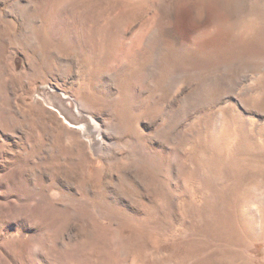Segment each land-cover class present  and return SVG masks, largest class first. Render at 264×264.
Here are the masks:
<instances>
[{
  "label": "rangeland",
  "instance_id": "374dc122",
  "mask_svg": "<svg viewBox=\"0 0 264 264\" xmlns=\"http://www.w3.org/2000/svg\"><path fill=\"white\" fill-rule=\"evenodd\" d=\"M226 127L262 163L264 0H0V264H264Z\"/></svg>",
  "mask_w": 264,
  "mask_h": 264
},
{
  "label": "bare ground",
  "instance_id": "6f19581e",
  "mask_svg": "<svg viewBox=\"0 0 264 264\" xmlns=\"http://www.w3.org/2000/svg\"><path fill=\"white\" fill-rule=\"evenodd\" d=\"M52 102L54 101L52 100ZM55 104L57 105V103ZM80 126L83 127L84 129H87L90 135L92 134L91 133L92 127L94 128L93 120L88 118V121L82 122ZM238 142H239V134L236 133L232 128H228V127L224 128L223 131H221L220 135L218 134L213 137V144H214V147H216L214 149V157L216 161L218 159L221 160L223 162V165L225 163L224 165L225 168L222 170V173H221L222 177L224 178V183L227 182L226 183L227 190H225V194H233V193L236 194L235 202H236V205L238 206V211H240L241 203H242V197L240 195L241 190L243 187H245L248 181L249 182L252 180L254 181L258 177L264 175V167L263 165H260L264 163L263 162L264 159L263 160L261 159L262 163L260 164L257 161L252 160V159L242 160L239 157V154L237 153L238 152V147H237ZM228 153L231 154L229 157L227 156ZM225 154L227 158H224ZM239 215H240V212H239ZM263 220H264V214H263ZM263 220L262 222L264 226ZM241 222L243 223L242 224L243 229L241 231L239 230V232H241L240 236L245 235L246 233H248V238L253 236L252 228L250 226L248 227L245 221H241ZM247 227L250 229L249 231L247 230ZM241 259L234 258V257L232 258L231 256H228L225 258V260L221 264H248L247 260H245L244 258H241Z\"/></svg>",
  "mask_w": 264,
  "mask_h": 264
}]
</instances>
